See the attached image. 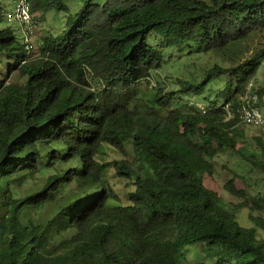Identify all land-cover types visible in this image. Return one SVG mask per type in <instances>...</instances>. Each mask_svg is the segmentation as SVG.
I'll use <instances>...</instances> for the list:
<instances>
[{
  "label": "trees",
  "instance_id": "1",
  "mask_svg": "<svg viewBox=\"0 0 264 264\" xmlns=\"http://www.w3.org/2000/svg\"><path fill=\"white\" fill-rule=\"evenodd\" d=\"M30 1L33 13L67 9L65 0ZM84 1L69 29L39 40L36 53L26 35L0 28V65L13 61L0 81V264H264V219L239 220L243 209L264 211V195L227 204L200 175L212 176L223 153L264 171L263 139L249 154L237 128L264 47L245 61L231 56L264 40V0ZM167 50L235 64L217 63L165 93L156 73ZM152 78L158 93L145 100L141 85ZM212 81L225 84L224 101L188 109L186 97ZM256 94L264 104V89ZM128 142L151 176L135 169ZM105 146L121 159L101 164ZM111 168L129 187L123 204L113 203ZM44 172L40 191L17 196L21 181ZM235 181L225 190L243 198ZM52 203V217H32Z\"/></svg>",
  "mask_w": 264,
  "mask_h": 264
},
{
  "label": "rangeland",
  "instance_id": "2",
  "mask_svg": "<svg viewBox=\"0 0 264 264\" xmlns=\"http://www.w3.org/2000/svg\"><path fill=\"white\" fill-rule=\"evenodd\" d=\"M18 0H0V6L3 8L4 18L0 23V28L12 27L15 29L18 36H22L24 31L28 32V37L31 43L34 46L35 52L38 51V42L41 39L47 37H57L62 35L69 27L76 21L77 15L83 9L85 5L84 0H65L64 4L67 9L60 11H50L43 12L42 10L33 13V21L30 25H20L17 22L9 23L8 15L14 10L15 4ZM106 0H94L93 4L98 6H103ZM246 45V46H245ZM240 45L239 49L236 51L237 55H231L232 58L239 61L238 58H241V61L250 59V57L256 53L258 50H261L264 47V40L261 36L251 39L247 44ZM230 55L227 54V57ZM165 65L161 71L156 73L158 76L157 79L159 83L165 89V93L178 92L184 86V81L189 80L193 81L198 78V81H201L203 78L200 77V74L204 73L206 69H209L211 66L219 63L226 67L233 66L235 61H227L225 64L221 62L213 55H204L199 54V56L192 57L188 55V51H171L167 50L165 54ZM232 60V59H231ZM13 61L9 58H6L5 62L0 65V81L8 80L10 77L7 76V67ZM253 83L252 92L249 93V96L255 95L257 91L264 89V62L261 65L257 76ZM91 88L96 89L95 81H91ZM156 80L152 78L151 83L148 85L144 83L141 85V88L144 89V99L152 100L154 96L158 93L156 86ZM225 88V84L222 81L214 82L212 81L200 94L199 97L195 96L193 93H190L186 99L188 102V109H196L197 106H204L206 109H209V101L217 100V103H222L224 99H217L218 89ZM264 100V97H263ZM258 106L261 108V113L264 116V104L262 100L258 101ZM198 108V107H197ZM238 130L241 132L239 139V148H243V151H248L250 153H255V149L258 148L257 138H262L264 141V128L260 127H248L243 124L237 126ZM129 150V159L135 163V169L142 173L144 176H151V165L148 162H135V153L132 150L130 142L126 143ZM121 155L113 149L111 146H105L103 149V154L99 155L98 161L101 164H111L116 160H120ZM214 172L212 176H209L206 173L200 172L201 178L204 185L216 192L223 200L230 204H239L243 201H255L258 195H264V171L261 168H258L252 164L240 161L239 156L232 155L231 153H223L218 155L213 161ZM73 166L71 163L68 167ZM67 167V168H68ZM48 173H36L31 178L30 175L27 176L21 183L18 188V197L24 198L27 195H30L34 192L41 190L45 183V176ZM109 177L114 184V189L118 194V199L113 201L115 205L123 204L126 202L125 194L129 187L126 185V182L115 177V170L109 169ZM235 179L236 185L239 189H242L246 192V196L243 198H235L231 196L225 190V184L228 181ZM18 184V183H16ZM73 188V187H72ZM60 202V205L64 204ZM256 207L255 205H252ZM257 208V207H256ZM58 210V204L52 203L47 205L45 208L38 212L32 213V217L36 219H49L52 217ZM250 216L257 217L259 219H264V211L262 210H250L243 209L239 213V220L241 225L251 227L253 222ZM260 233H263L260 231ZM190 259H194V255H189ZM209 264L213 262L209 261Z\"/></svg>",
  "mask_w": 264,
  "mask_h": 264
},
{
  "label": "built area",
  "instance_id": "3",
  "mask_svg": "<svg viewBox=\"0 0 264 264\" xmlns=\"http://www.w3.org/2000/svg\"><path fill=\"white\" fill-rule=\"evenodd\" d=\"M9 21H18L21 23H30V4L28 0H19L12 13L9 14ZM253 83L249 86V91L242 98V108L240 110V121L242 124L253 127L264 128V116L258 107V96L251 95Z\"/></svg>",
  "mask_w": 264,
  "mask_h": 264
},
{
  "label": "clouds",
  "instance_id": "4",
  "mask_svg": "<svg viewBox=\"0 0 264 264\" xmlns=\"http://www.w3.org/2000/svg\"><path fill=\"white\" fill-rule=\"evenodd\" d=\"M19 1V0H18ZM18 1L16 2V3H18ZM29 1V4H30V15H31V22L30 23H28V24H26V23H21V22H18V21H9V15H8V22L9 23H14V22H17L18 24H20V25H30L31 23H32V21H33V12H32V5H31V1L30 0H28ZM15 7H16V4H15ZM15 7H14V9H15ZM14 11V10H13ZM12 11V12H13ZM12 12H10V13H12ZM9 13V14H10ZM23 35H26V39H25V42L26 43H28V45H29V49H30V51H33V49H34V46L33 45H30V42H29V37H28V32H26V31H24V33H23ZM251 84V83H250ZM250 84H249V86H250ZM249 86H248V91H249ZM248 93V92H247ZM257 95V94H256ZM258 96V95H257ZM242 100V99H241ZM258 101H259V99H258ZM198 107V109L201 111V112H203V113H205L206 112V108L204 107V106H197ZM259 107V106H258ZM260 108V107H259ZM261 109V108H260ZM231 113H229V117L231 118ZM241 123V122H240ZM242 124V123H241ZM253 127V126H252Z\"/></svg>",
  "mask_w": 264,
  "mask_h": 264
}]
</instances>
